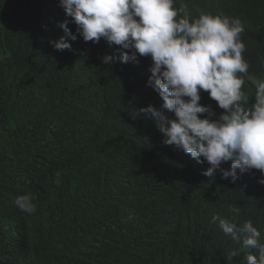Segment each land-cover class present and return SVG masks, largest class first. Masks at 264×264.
<instances>
[{"label":"trees","instance_id":"trees-1","mask_svg":"<svg viewBox=\"0 0 264 264\" xmlns=\"http://www.w3.org/2000/svg\"><path fill=\"white\" fill-rule=\"evenodd\" d=\"M185 1L203 9L218 0ZM219 1L245 22L258 70L264 1L260 13ZM52 5L0 0V264H246L213 217L256 225L264 186L219 169L205 176L206 162L166 149L137 112L154 91L138 65L105 64L107 49L81 41L55 49L43 30ZM26 193L31 214L15 203Z\"/></svg>","mask_w":264,"mask_h":264},{"label":"clouds","instance_id":"clouds-1","mask_svg":"<svg viewBox=\"0 0 264 264\" xmlns=\"http://www.w3.org/2000/svg\"><path fill=\"white\" fill-rule=\"evenodd\" d=\"M47 1L53 5L43 11V30L55 49L81 41L107 49L100 53L105 64L138 65L154 91L151 105L137 112L151 119L166 149L196 165L206 162L205 176L219 169L233 183L247 174L264 186V63L252 69L239 15L219 0L203 9L185 0ZM261 1L232 4L254 13ZM15 203L25 213L35 211L31 193ZM213 221L239 243L235 250L246 264H264V216L254 226L219 216Z\"/></svg>","mask_w":264,"mask_h":264},{"label":"rangeland","instance_id":"rangeland-1","mask_svg":"<svg viewBox=\"0 0 264 264\" xmlns=\"http://www.w3.org/2000/svg\"><path fill=\"white\" fill-rule=\"evenodd\" d=\"M253 5H254V3H253ZM261 12V11H260ZM259 11H256V10H254V13H260Z\"/></svg>","mask_w":264,"mask_h":264}]
</instances>
